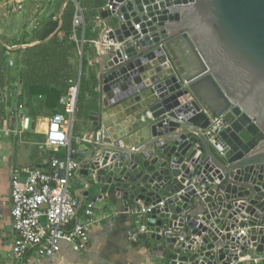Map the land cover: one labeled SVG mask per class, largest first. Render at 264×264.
Returning a JSON list of instances; mask_svg holds the SVG:
<instances>
[{
  "label": "water",
  "instance_id": "obj_1",
  "mask_svg": "<svg viewBox=\"0 0 264 264\" xmlns=\"http://www.w3.org/2000/svg\"><path fill=\"white\" fill-rule=\"evenodd\" d=\"M100 18L110 46L89 121L102 140L76 157L75 196L100 186L99 200L151 207L157 262L264 253V0H108ZM133 61V85L103 86ZM211 116L226 125L223 155L203 134Z\"/></svg>",
  "mask_w": 264,
  "mask_h": 264
},
{
  "label": "built area",
  "instance_id": "obj_2",
  "mask_svg": "<svg viewBox=\"0 0 264 264\" xmlns=\"http://www.w3.org/2000/svg\"><path fill=\"white\" fill-rule=\"evenodd\" d=\"M74 1L76 11L73 16L72 38L82 53L85 41L84 38L78 39L77 33L80 29L84 32L86 24L83 10L77 1ZM109 46L106 38L104 51ZM11 52L12 49L8 48L5 52L6 57L10 58ZM8 63L9 67L15 66V62L11 59ZM138 72L135 62H128L113 72L107 73L104 76L103 86L115 90L126 83L133 85L135 78L139 76ZM68 84V92L62 100L63 111L53 114L48 123L45 145L52 152L49 170L23 168L20 171L15 169L11 172L10 202L13 235L11 258L14 264H34L32 258L35 257L38 261L51 260L60 251L62 242L68 243L76 252L87 251L90 243V228L97 222L93 212L94 205L90 203L84 210L86 222H78L82 202L73 195L70 180L75 178L79 166L76 159L78 154L73 142L100 144L102 130L74 136L80 83L69 80ZM103 98L106 100L105 95ZM109 102L114 103L115 100L112 99ZM23 109L24 106L18 104L8 110V115L11 119L17 120L22 117ZM225 128L222 116H211L210 125L203 130L204 136L219 155H223L226 151L220 138ZM21 132L16 128L1 131L6 137L20 136ZM62 149L66 150V154L64 157H59L58 153ZM20 173L24 174V179L20 177ZM191 184H195V180ZM204 187L202 185L200 189ZM150 211L151 207L144 205L127 209V212L135 217L137 232L132 236L134 242L137 241L139 234L148 237L146 216ZM244 221H247V217ZM247 227L248 225L245 228L236 229L235 233L244 236ZM239 253L238 250L234 254L239 255ZM239 263L264 264V253L250 256L247 252L244 257L234 260L232 256L229 261V264Z\"/></svg>",
  "mask_w": 264,
  "mask_h": 264
},
{
  "label": "crops",
  "instance_id": "obj_3",
  "mask_svg": "<svg viewBox=\"0 0 264 264\" xmlns=\"http://www.w3.org/2000/svg\"><path fill=\"white\" fill-rule=\"evenodd\" d=\"M79 1V3H82V1L84 2V8L81 9L83 10L84 18L86 20L85 10L87 11L88 6L91 4H87V0ZM100 1L102 2L101 6L95 8L97 10L96 15L92 17L91 21H87L88 26L92 29V34L97 35V37L92 39L90 42V47L92 49L91 54L86 51L88 58L87 69L91 73L95 74L98 83L100 73L106 61L104 55L106 40V36L104 35L105 26L100 18V12L107 7L108 0ZM68 3L69 1L65 0L62 10L58 14L59 29L56 31V34L57 32H60V29L62 30L63 27H65V31H61L59 33V39L62 37L64 32H66V30H71L72 32L73 17L69 21L67 19L65 24L63 21L64 11ZM84 33L85 31L83 32V30L80 29L77 33L78 39L82 40L84 38ZM60 41L61 40H59L58 43H60ZM45 42L46 41H41L40 38L33 40L25 38V41L22 43L5 46L6 51L8 48L12 49L11 57H6L7 61L9 62V59H11L14 62H17L18 58L16 57H18V54L15 51L19 49L31 48ZM78 52L80 56V63L74 81H78L81 85L82 69L80 70V64L82 54L79 49ZM19 57L21 58V56ZM10 68L14 69V72H11L12 75L9 80L10 99L12 102L15 101L14 107L18 104H22L24 106L22 112L23 115L17 120L11 119L7 111L6 116L3 119L4 128H1L2 130L7 128H16L22 131L21 135L6 137L1 133L2 130H0V250L7 251L9 257L11 258V248L13 242L10 202L11 172L15 169L20 171L23 168H37L42 171L49 170V161L52 157V152L46 147L45 141L48 123L54 113L46 107L41 108V105L44 104V97H37L36 95L30 94L29 89L33 86V84L32 80L28 76L30 75L29 73L31 69L23 65H17ZM88 93L89 92L87 90L83 92V95H87L88 97L84 106L87 108L90 104H97L98 106L99 85L96 90V98ZM31 100H36L37 106L34 108L26 106V103ZM43 106H45V104ZM84 110L85 107L83 111ZM62 111L63 101L58 108V112ZM77 114L78 108L76 117ZM27 118H32V129H27L25 127V121ZM77 122L79 121L76 118L75 123L77 124ZM90 132L91 122L88 120H83L78 123V127H76V125L74 127L75 137L83 134H89ZM73 145L76 148L77 154H81L86 144L74 141ZM65 154L66 150L62 149L58 153V156L64 157ZM20 177L24 179L25 176L23 173H20ZM70 185L74 196L77 190L84 188L82 184H78L75 178L70 180ZM99 190L100 186H96L90 193L89 197L84 198L82 207L78 213V222L85 223L87 220L84 214L85 207L89 203L94 205L93 212L97 222L90 228V243L87 251L76 252L68 243L62 242L60 251L51 260L42 259L38 261L35 259L36 257L33 256L35 257L32 258L34 264H164V262H157L156 258L152 256L149 239L146 235L139 234L136 242L132 240V236L137 232L135 217L127 212L123 201L113 197H109L108 199H105L104 197V200H99V198H97ZM129 203V208L142 205L141 203H135L134 201H130ZM257 254L258 253L254 248H250L248 250V255L250 256H256Z\"/></svg>",
  "mask_w": 264,
  "mask_h": 264
},
{
  "label": "rangeland",
  "instance_id": "obj_4",
  "mask_svg": "<svg viewBox=\"0 0 264 264\" xmlns=\"http://www.w3.org/2000/svg\"><path fill=\"white\" fill-rule=\"evenodd\" d=\"M68 1V4H70L69 11L72 10V12L75 13V1ZM64 2L65 0H0V130H2L1 128H4L3 119L5 118L7 111L10 108L13 109L15 105V101L12 102L10 99L9 89V80L11 78V75L9 74L11 70L14 72V69L9 67L5 56L6 50H3L2 48L7 46L9 42L17 44L24 42L25 38L30 40L40 38L46 23L49 20L58 21V14L62 10ZM96 2L97 0H89L91 5L88 6L87 11L85 10L86 20L88 22L91 21L92 17H94L97 13V10L95 9ZM83 3V1L82 3L77 2L81 8H84ZM52 37L53 36L50 38ZM59 40H61L60 42L64 41V34ZM63 46L67 49L72 48L74 51H72V53L74 54L75 52H78L79 49L77 47L78 45L75 46L72 37H70L67 42H64ZM90 46L91 44L89 42L85 48L89 54L92 52ZM17 65V62L15 61V66ZM98 85L99 83L94 73H91L87 68H85L81 81V92L87 90L89 92L88 94L96 98ZM80 98L76 118L79 122L83 120L89 121L90 111L98 110V106L97 104H90L87 108L84 106L87 101L86 99L88 98L87 95H83L82 93ZM43 105L44 104L41 105V108H45ZM26 106L34 108L37 106L36 100L27 102ZM84 107L85 110L83 111ZM79 122H77V124L75 123L76 127H78ZM0 264H14L7 251L0 250Z\"/></svg>",
  "mask_w": 264,
  "mask_h": 264
},
{
  "label": "trees",
  "instance_id": "obj_5",
  "mask_svg": "<svg viewBox=\"0 0 264 264\" xmlns=\"http://www.w3.org/2000/svg\"><path fill=\"white\" fill-rule=\"evenodd\" d=\"M78 3L79 0H76ZM89 3V0H87ZM92 4V3H91ZM102 2L97 0L95 3V8L101 6ZM69 6L66 7L64 11L63 21L64 24L73 17L74 12L69 11ZM81 8V7H80ZM74 11V10H73ZM86 21V29L84 33V47L82 52L81 59V81L83 78V73L85 68L88 66V58L86 55V45L91 42L92 39L96 38L97 35L92 34V29L88 26ZM59 29V22L49 20L46 23V26L40 36L41 41H46L45 43L38 44L31 48L19 49L15 51L18 54L17 64L23 65L31 69L30 75L28 76L32 80L33 86L30 87V94L44 97V104L47 109L53 111L54 114L59 113L58 108L66 96L69 89V80H74V77L77 74V69L80 63L79 52L72 53V48L67 49L64 48V42L71 37V30H66L64 32V41L59 42L58 35L61 31H65V27ZM55 34V35H54ZM54 35L52 38H50ZM78 36V35H77ZM75 43V41H74ZM62 44V45H61ZM16 44L8 43L7 46H12ZM75 46L77 44L75 43ZM78 47V46H77ZM6 50L5 47L2 48ZM74 52V51H73ZM21 56V58L19 57ZM12 71H10L9 75ZM13 73V72H12ZM95 75V74H94ZM81 85L79 90L78 97V106L81 94ZM19 101V100H18ZM239 264H247V263H239Z\"/></svg>",
  "mask_w": 264,
  "mask_h": 264
}]
</instances>
